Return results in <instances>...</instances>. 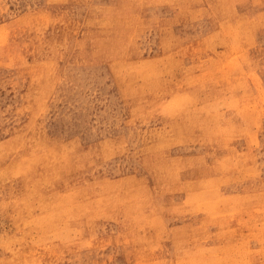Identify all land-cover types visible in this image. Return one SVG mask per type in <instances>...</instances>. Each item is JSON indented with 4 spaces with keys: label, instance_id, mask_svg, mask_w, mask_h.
<instances>
[{
    "label": "rangeland",
    "instance_id": "obj_1",
    "mask_svg": "<svg viewBox=\"0 0 264 264\" xmlns=\"http://www.w3.org/2000/svg\"><path fill=\"white\" fill-rule=\"evenodd\" d=\"M0 264H264V0H0Z\"/></svg>",
    "mask_w": 264,
    "mask_h": 264
},
{
    "label": "bare ground",
    "instance_id": "obj_2",
    "mask_svg": "<svg viewBox=\"0 0 264 264\" xmlns=\"http://www.w3.org/2000/svg\"><path fill=\"white\" fill-rule=\"evenodd\" d=\"M132 4V3H131ZM162 17V16H161ZM220 28V27H219ZM23 36V35H22ZM103 57V56H102ZM36 121V120H35ZM99 188V187H98ZM98 191V190H97ZM96 196V195H95ZM97 228V227H96ZM191 258V257H190Z\"/></svg>",
    "mask_w": 264,
    "mask_h": 264
}]
</instances>
